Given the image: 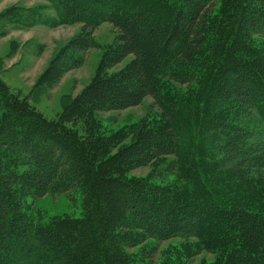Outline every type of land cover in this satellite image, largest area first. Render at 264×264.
Instances as JSON below:
<instances>
[{"label":"trees","instance_id":"1","mask_svg":"<svg viewBox=\"0 0 264 264\" xmlns=\"http://www.w3.org/2000/svg\"><path fill=\"white\" fill-rule=\"evenodd\" d=\"M57 4L83 32L102 22L116 30L109 66L131 57L121 72L97 75L72 109L122 111L150 97L160 121L114 153L100 141L87 151L40 116L2 104L0 264H136L133 248L174 238L187 244L186 254L216 264H264V48L253 45L264 38V7L250 0ZM166 158L173 184L125 178ZM78 192L79 219L37 224L22 213L28 198L75 200Z\"/></svg>","mask_w":264,"mask_h":264},{"label":"rangeland","instance_id":"2","mask_svg":"<svg viewBox=\"0 0 264 264\" xmlns=\"http://www.w3.org/2000/svg\"><path fill=\"white\" fill-rule=\"evenodd\" d=\"M57 2L0 0V111L2 104L17 107L19 111L25 109L43 118L51 129L75 138L87 151L93 142L100 141L108 144L106 149L114 153L125 148L140 127H155L160 121L159 109L150 97L140 106L122 111L79 114L72 109L75 99L97 75L121 72L131 57L117 66H109L117 46L116 30L102 22L83 32L81 23L65 21ZM250 3L256 8L264 7L256 0ZM85 6L86 11L94 8L89 3ZM253 45L262 50L264 38L254 39ZM57 76H60L58 81ZM95 147L96 151L105 148ZM171 161L170 158L162 159L131 171L125 178L157 185L173 184L175 171ZM12 168L10 166V172ZM17 170L21 173L24 167ZM81 197L78 192L75 200L69 194L28 198L22 213L37 224L79 219L84 214ZM186 246L184 241L175 238L161 242L148 240L133 248L131 253L136 264L150 261L156 264H216L213 256L186 254Z\"/></svg>","mask_w":264,"mask_h":264}]
</instances>
